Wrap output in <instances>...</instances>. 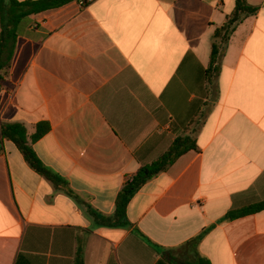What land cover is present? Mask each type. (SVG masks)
<instances>
[{
    "label": "crops",
    "instance_id": "crops-1",
    "mask_svg": "<svg viewBox=\"0 0 264 264\" xmlns=\"http://www.w3.org/2000/svg\"><path fill=\"white\" fill-rule=\"evenodd\" d=\"M247 1L260 11L211 81L215 32L236 0H74L21 21L0 124H23L67 184L3 141L0 264H76L80 247L84 264H264V210L223 221L264 200V0ZM183 136L199 150L141 189L127 226L103 225L127 177Z\"/></svg>",
    "mask_w": 264,
    "mask_h": 264
},
{
    "label": "trees",
    "instance_id": "trees-1",
    "mask_svg": "<svg viewBox=\"0 0 264 264\" xmlns=\"http://www.w3.org/2000/svg\"><path fill=\"white\" fill-rule=\"evenodd\" d=\"M74 0H39L20 2L18 0H0V89L6 82L9 69L15 53L18 37V26L21 21L29 16L39 14L51 9L60 8ZM89 0L81 2L88 3ZM259 7L251 6L247 0H236V8L227 23L215 32L210 67L207 75L211 81L221 71V60L231 36L237 26L244 19L258 14ZM50 130L48 124L38 125L36 133L31 137L32 143L44 137ZM3 141L13 142L24 156L29 166L38 174L53 183L57 188H62L67 183L59 175L44 166L38 158L28 139L26 127L21 123L0 124V145ZM198 145L190 136L178 137L170 149L154 163L141 168L135 175L128 176L126 182L118 194L116 200V212L110 219L102 218L103 225L111 227L127 226V209L133 198L151 180L168 171L170 167L182 156L191 151H198ZM264 210V200L242 209H234L226 215L223 221H234ZM108 222V224H107ZM114 222V223H113ZM201 239H195L188 243L197 248ZM76 264H84L83 248H79ZM188 264H211L206 258L198 257L196 261Z\"/></svg>",
    "mask_w": 264,
    "mask_h": 264
},
{
    "label": "water",
    "instance_id": "water-1",
    "mask_svg": "<svg viewBox=\"0 0 264 264\" xmlns=\"http://www.w3.org/2000/svg\"><path fill=\"white\" fill-rule=\"evenodd\" d=\"M77 1H83V0H77Z\"/></svg>",
    "mask_w": 264,
    "mask_h": 264
}]
</instances>
